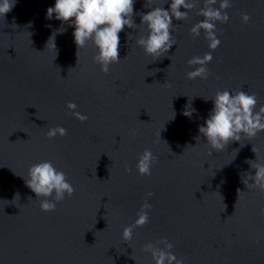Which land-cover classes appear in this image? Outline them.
<instances>
[{
  "label": "water",
  "instance_id": "95a60500",
  "mask_svg": "<svg viewBox=\"0 0 264 264\" xmlns=\"http://www.w3.org/2000/svg\"><path fill=\"white\" fill-rule=\"evenodd\" d=\"M170 2L135 0L136 25L118 34L120 62L107 74L91 41L78 50L74 28L47 18L55 0H16L0 17V264H154L143 247L162 238L184 264H264V191L244 174H255L246 161L264 163V131L211 155L198 132L217 91L255 93L257 110L264 105V0H230L207 79L186 78L196 67L187 61L210 51L203 32L189 31L203 0L173 20L165 56L136 45L147 34L138 13ZM60 27L55 56L49 38ZM55 126L67 135L48 138ZM144 149L156 157L148 176L135 167ZM45 160L75 188L50 212L25 184L28 168ZM149 192L148 223L123 242Z\"/></svg>",
  "mask_w": 264,
  "mask_h": 264
},
{
  "label": "clouds",
  "instance_id": "9594fccd",
  "mask_svg": "<svg viewBox=\"0 0 264 264\" xmlns=\"http://www.w3.org/2000/svg\"><path fill=\"white\" fill-rule=\"evenodd\" d=\"M16 0H0V17L12 10ZM135 0H55L52 7L47 8L46 16L64 23H69L74 28L73 37L77 49L83 48L88 41L96 49L93 61L100 65V71L104 74L109 72V66L120 62L119 33L127 28H134L133 20ZM199 0H171L169 8L166 10L162 5L151 8L147 13H138L141 18V25L145 26L146 36L142 35L136 40V45L143 49L146 56L154 57V60L165 56L169 49L175 45V38L171 35L174 30L173 20L183 21L188 18V12L197 7ZM203 0V7L196 12L197 16L203 19L195 23L190 29L193 37L204 33V38L208 41L209 52L202 56H194L187 61L188 65L196 66L194 70L186 73L188 79H207L211 73L207 65L212 61L211 51H214L221 43L217 38L216 24H224L229 20L225 11L231 7L230 0ZM183 9V10H181ZM247 13H241V20L244 23L249 21ZM66 29L58 28L49 40L51 48L57 54L55 48V35L62 34ZM130 38V37H129ZM49 40L46 47L49 46ZM35 50V49H34ZM38 52V51H37ZM78 52V51H77ZM77 55V53H76ZM54 56V57H55ZM213 107L204 124L199 126L198 132L202 135L210 148L209 155L213 151L221 152L230 142H240L242 137L253 138L259 132L264 131V105L257 110L258 103L255 93H247L242 90L231 94L227 90L217 91L212 98ZM66 108L75 119L84 122L86 115L75 111L77 105L68 102ZM191 116L192 111L184 113ZM57 135L63 137L67 135V130L60 126L50 127L46 136L54 138ZM160 138V133H158ZM199 136L196 137L198 139ZM170 151V149H169ZM254 153V148L252 149ZM257 157V155H256ZM156 157L149 149L138 156L136 170L139 175H151L152 165ZM249 160L246 161L255 174L244 173L247 181L251 180V186L258 187L264 191V163ZM127 172L131 169L126 167ZM26 186L40 199L39 208L42 211L50 212L56 208V203L64 200L65 196L71 197L75 191L72 183L67 179V174L58 170L51 161L45 160L30 166L27 170ZM239 193V189L237 190ZM152 195L146 193L145 201L141 204L137 212L134 223L125 227L122 231V241L128 242L132 239L133 229L143 227L149 221L148 212L151 205L147 202V197ZM19 194H16V199ZM28 199H32L29 197ZM224 205V209H225ZM260 214L264 216V208L260 209ZM157 245H163L158 247ZM173 244L165 238L156 241V244L147 243L143 251L150 253L154 264H184L182 258H177L171 252Z\"/></svg>",
  "mask_w": 264,
  "mask_h": 264
}]
</instances>
